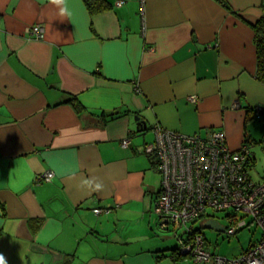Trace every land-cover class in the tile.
I'll list each match as a JSON object with an SVG mask.
<instances>
[{
  "label": "crops",
  "instance_id": "obj_1",
  "mask_svg": "<svg viewBox=\"0 0 264 264\" xmlns=\"http://www.w3.org/2000/svg\"><path fill=\"white\" fill-rule=\"evenodd\" d=\"M109 1L92 15L84 0H67L71 15L61 16L51 0H0L8 264H175L159 237L157 161L145 151L154 127L222 129L231 149L245 137L253 152L264 146L254 125L264 126V83L252 26L264 0ZM34 24L43 38L30 34ZM48 171L50 180L38 179ZM89 179L102 190L82 186Z\"/></svg>",
  "mask_w": 264,
  "mask_h": 264
},
{
  "label": "built area",
  "instance_id": "obj_2",
  "mask_svg": "<svg viewBox=\"0 0 264 264\" xmlns=\"http://www.w3.org/2000/svg\"><path fill=\"white\" fill-rule=\"evenodd\" d=\"M29 31L34 37H44L41 24H34ZM189 100L194 102L196 97L190 96ZM261 110L257 107L254 112L261 115ZM154 128L156 139L145 151L157 161L161 173L160 190L154 203L162 228L173 226L176 233L191 231L204 219L217 221L211 212L225 211L229 221L223 227L228 235L252 223L259 225L263 232L258 242L232 259L213 256L201 233L196 234L194 244H184L181 240L179 252L189 253L196 262L264 264V173L259 180L250 174L249 145L232 150L222 129H212L202 136L184 135L159 125ZM129 143L128 137L122 140L123 147ZM53 175V171H48L38 179L50 180ZM101 210L96 208L95 212Z\"/></svg>",
  "mask_w": 264,
  "mask_h": 264
},
{
  "label": "rangeland",
  "instance_id": "obj_3",
  "mask_svg": "<svg viewBox=\"0 0 264 264\" xmlns=\"http://www.w3.org/2000/svg\"><path fill=\"white\" fill-rule=\"evenodd\" d=\"M263 122V121H261ZM260 119L257 118L255 121V129L259 134V138L264 134V126H259ZM151 132V130H147ZM151 141L154 140V135L150 136ZM254 152L256 153V164L255 167H252L250 174L256 180H259L261 175L264 173V146L261 143L255 144ZM154 185L160 188L161 183V173L157 170L154 171ZM155 201V199H154ZM214 216L217 217L218 223L222 226H226L228 224V219H226L225 212H215ZM247 219H251L247 217ZM203 224L206 221L202 222ZM201 224V223H200ZM203 233L209 241V248L211 251L221 257L225 258H234L236 256L241 255L247 248H249L251 242L254 244L258 242L262 237V228L256 223H252L249 226L244 227L241 231L236 234L228 235L225 231L217 229L211 226H204L202 228ZM160 240L165 242L167 248L166 250L170 252L173 248L177 247V237L175 236L174 230H163L160 228ZM179 264H207L201 262H195L192 257L186 256L182 260L179 261Z\"/></svg>",
  "mask_w": 264,
  "mask_h": 264
},
{
  "label": "trees",
  "instance_id": "obj_4",
  "mask_svg": "<svg viewBox=\"0 0 264 264\" xmlns=\"http://www.w3.org/2000/svg\"><path fill=\"white\" fill-rule=\"evenodd\" d=\"M89 12L92 15L98 14L100 12H104L106 10H110L112 8V4L109 0H84ZM229 7V6H228ZM230 8V7H229ZM254 32H255V44H256V52H257V71H256V77L262 81L264 83V13L261 15V17L256 20V22H254L252 24ZM68 102H71L78 110H80L82 108V104L80 103V101L78 100V98L75 95H70L69 98L67 99ZM115 117V116H113ZM250 140L248 139V137H245V140L242 142V145L248 144L249 148H250V154H249V161L250 164L249 166L251 167H255L256 164V155L252 150V146L248 143ZM252 142V141H251ZM255 143L257 142H261L259 140H255ZM253 142V143H254ZM240 149V148H239ZM239 149H232V150H239ZM155 165V163H154ZM159 193V190L156 192L155 195V199L157 198V195ZM221 212H225V211H221ZM214 216L215 212H211ZM225 216H226V212H225ZM216 217V216H214ZM227 219V218H226ZM201 220V219H200ZM248 221H250L249 219H247ZM203 221L207 222V219H204ZM200 221V223L196 224V226L193 228V230H188V231H182L179 230V233L175 232V236L177 237V247L173 248L170 251V256L172 257V259L174 260V263H178L180 260H182L184 257L189 256L192 257L189 253L186 254H182L179 252L178 249H180V247L182 246L181 244V240L184 241V244H194L195 243V238H196V234L197 233H201L203 235V237L205 238V240L207 241V245L210 246L208 243V239L206 238L205 234L202 231V228L204 226H206V223L203 224ZM229 221V220H228ZM218 222V221H217ZM158 225H159V229H163V230H174L172 227L170 226L167 228H162L161 226V219L159 216V220H158ZM243 228L239 229L236 233H238L239 231H241ZM177 231V229H176ZM235 233V234H236ZM253 243L251 242L250 245H252ZM213 256L215 255L212 252ZM193 258V257H192ZM194 259V258H193ZM195 261V259H194ZM196 262V261H195ZM201 263H205V262H201ZM207 264H212L211 262H206Z\"/></svg>",
  "mask_w": 264,
  "mask_h": 264
},
{
  "label": "clouds",
  "instance_id": "obj_5",
  "mask_svg": "<svg viewBox=\"0 0 264 264\" xmlns=\"http://www.w3.org/2000/svg\"><path fill=\"white\" fill-rule=\"evenodd\" d=\"M51 3L59 7V14L61 16L71 15L67 8V0H51ZM82 186H86L88 189L93 191H101L103 188L102 182H96L94 179L84 180ZM0 264H8L5 256L0 253Z\"/></svg>",
  "mask_w": 264,
  "mask_h": 264
},
{
  "label": "water",
  "instance_id": "obj_6",
  "mask_svg": "<svg viewBox=\"0 0 264 264\" xmlns=\"http://www.w3.org/2000/svg\"><path fill=\"white\" fill-rule=\"evenodd\" d=\"M136 119L138 120L137 128L139 131L146 130L148 128V124H147L146 120H141L139 116H136ZM206 226L215 227V228L220 229L222 231L225 230L224 227L222 225H220V223H218L216 220L207 221Z\"/></svg>",
  "mask_w": 264,
  "mask_h": 264
},
{
  "label": "bare ground",
  "instance_id": "obj_7",
  "mask_svg": "<svg viewBox=\"0 0 264 264\" xmlns=\"http://www.w3.org/2000/svg\"><path fill=\"white\" fill-rule=\"evenodd\" d=\"M255 108H257V107H255ZM255 108H254V109H255ZM261 111H262V110H261ZM254 113H255V112H254Z\"/></svg>",
  "mask_w": 264,
  "mask_h": 264
}]
</instances>
